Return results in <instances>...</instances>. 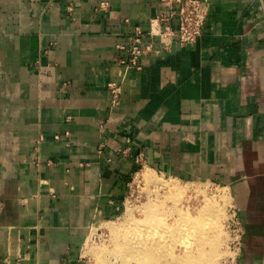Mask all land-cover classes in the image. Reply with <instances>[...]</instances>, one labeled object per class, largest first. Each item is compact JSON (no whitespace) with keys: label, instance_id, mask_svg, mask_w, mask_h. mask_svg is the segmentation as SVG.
Wrapping results in <instances>:
<instances>
[{"label":"crops","instance_id":"0c3cea01","mask_svg":"<svg viewBox=\"0 0 264 264\" xmlns=\"http://www.w3.org/2000/svg\"><path fill=\"white\" fill-rule=\"evenodd\" d=\"M161 10L0 0V264H95L87 238L144 167L228 189L240 232L224 264H264V0H209L202 35L143 56L109 110L116 46Z\"/></svg>","mask_w":264,"mask_h":264},{"label":"bare ground","instance_id":"6f19581e","mask_svg":"<svg viewBox=\"0 0 264 264\" xmlns=\"http://www.w3.org/2000/svg\"><path fill=\"white\" fill-rule=\"evenodd\" d=\"M152 172L150 169L144 170L142 179L164 185L174 200L181 197L190 186V184L180 186L162 182ZM155 208V205L146 204L142 210L143 218L131 221L126 218L125 221L129 220L127 222L129 224L124 226L117 224L111 227L112 231L117 232L114 235L116 239L113 240L112 252L123 262L135 264H214L216 262L219 258L217 246L221 233L220 218L223 215L221 207L216 206L208 196H205L201 206L193 214L188 204H180L176 207L175 213L172 210L175 216L173 219L171 217L172 221L168 223L164 218L165 223L158 221L159 219L156 221L157 217L153 215L156 212ZM174 246L181 248L182 252L174 253ZM100 253L97 252L99 255Z\"/></svg>","mask_w":264,"mask_h":264},{"label":"rangeland","instance_id":"374dc122","mask_svg":"<svg viewBox=\"0 0 264 264\" xmlns=\"http://www.w3.org/2000/svg\"><path fill=\"white\" fill-rule=\"evenodd\" d=\"M141 169L146 170L147 167L140 168L139 171L129 180L125 199L123 200L119 213L115 217L105 219L106 221L94 225L91 235L87 238L84 244L83 253L86 258L95 264H135L123 262L120 257L112 252L114 251L111 249L113 247V240L116 239L114 238V235L117 232L112 231L111 227H114L117 224L122 226L129 224L127 223L129 220L125 221L126 218L130 219V221L141 217L143 218L144 212L142 210L146 204L156 206V212L153 213V215L157 217L156 221L159 219L158 221L163 222L164 218V221L168 223L172 221L175 216V209L180 206V204H188L189 210L190 212L192 211L191 213L193 214L195 213V210L201 206L204 197L208 196L215 205L221 207V210L223 211V215L220 218L221 233L219 235V243L217 246V250H219V260L217 259L214 264H224L228 262L230 258L234 256L235 249L238 246L237 243L239 242V230H237V226L234 223L235 218L233 217L234 214L236 217V212L228 189H224L223 185L207 180L176 179L172 175L153 171L152 173H154V176L159 178L160 181L162 180V182L175 183L180 186H189L190 184L191 188L189 186L187 189L188 191L186 190L181 197H177L178 199L174 200V198L169 195V192L164 185L156 184L154 181L143 180L141 175L144 170ZM165 203L167 207L165 206ZM171 204H173V206ZM171 206L174 213L171 210ZM174 247V253L180 254L182 252L181 248H178V246ZM97 252H101L100 255L97 254Z\"/></svg>","mask_w":264,"mask_h":264},{"label":"built area","instance_id":"2783aa9c","mask_svg":"<svg viewBox=\"0 0 264 264\" xmlns=\"http://www.w3.org/2000/svg\"><path fill=\"white\" fill-rule=\"evenodd\" d=\"M161 12L149 19V29L142 32L134 26L125 44L116 46L119 57L116 64L123 70L120 78L106 82L109 93V110L118 106L121 98L122 84L128 69H141V58L152 51H167L173 42L186 45L195 42L201 35L209 11V0H160ZM99 8H106L101 3ZM72 12L71 6L67 7ZM176 20V28L171 23ZM158 43L159 47H155ZM58 139V136L54 137ZM130 150L123 149V153ZM235 218V225L240 232L239 222ZM238 245V243H237Z\"/></svg>","mask_w":264,"mask_h":264}]
</instances>
